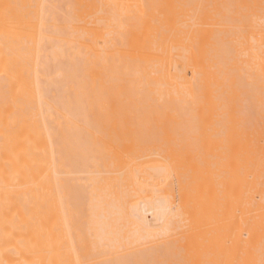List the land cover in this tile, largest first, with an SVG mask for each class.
I'll return each mask as SVG.
<instances>
[{
    "label": "bare ground",
    "instance_id": "6f19581e",
    "mask_svg": "<svg viewBox=\"0 0 264 264\" xmlns=\"http://www.w3.org/2000/svg\"><path fill=\"white\" fill-rule=\"evenodd\" d=\"M0 264H264V0H0Z\"/></svg>",
    "mask_w": 264,
    "mask_h": 264
}]
</instances>
